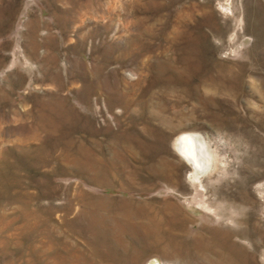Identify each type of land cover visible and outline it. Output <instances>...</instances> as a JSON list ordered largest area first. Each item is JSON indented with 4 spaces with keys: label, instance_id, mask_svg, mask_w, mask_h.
Here are the masks:
<instances>
[{
    "label": "rangeland",
    "instance_id": "374dc122",
    "mask_svg": "<svg viewBox=\"0 0 264 264\" xmlns=\"http://www.w3.org/2000/svg\"><path fill=\"white\" fill-rule=\"evenodd\" d=\"M0 264H264V0H0Z\"/></svg>",
    "mask_w": 264,
    "mask_h": 264
},
{
    "label": "bare ground",
    "instance_id": "6f19581e",
    "mask_svg": "<svg viewBox=\"0 0 264 264\" xmlns=\"http://www.w3.org/2000/svg\"><path fill=\"white\" fill-rule=\"evenodd\" d=\"M180 143L182 144V147L185 148L184 152L182 150L183 155L190 162L195 173V177L197 178L205 171V169H207V164H209V161L207 163V156L205 155L203 150V140L200 139L199 136L192 134L182 137Z\"/></svg>",
    "mask_w": 264,
    "mask_h": 264
}]
</instances>
